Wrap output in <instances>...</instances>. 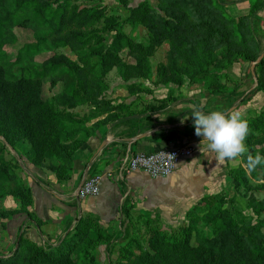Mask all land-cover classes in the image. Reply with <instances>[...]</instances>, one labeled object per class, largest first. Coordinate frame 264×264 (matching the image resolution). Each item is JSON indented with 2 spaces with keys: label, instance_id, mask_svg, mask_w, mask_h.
Instances as JSON below:
<instances>
[{
  "label": "rangeland",
  "instance_id": "374dc122",
  "mask_svg": "<svg viewBox=\"0 0 264 264\" xmlns=\"http://www.w3.org/2000/svg\"><path fill=\"white\" fill-rule=\"evenodd\" d=\"M13 1L0 0V18ZM18 1L35 5L26 8L34 22L0 24V264H29L37 250L54 249L73 234L33 232L42 224L33 195L31 201L24 191L32 194L36 185L58 194L60 211L77 208L65 227L80 219L88 230L59 264H76L79 256L86 264H141L153 256L152 244L175 243L178 250L186 236L196 251L212 247L228 262L254 264L250 242L233 235L258 227L251 236L264 246V164L249 174L240 157L227 177L205 184L196 175L178 186L170 175L131 172L125 161L134 154L127 143L147 129L143 122L193 91L231 98L248 121L249 152L264 156V92L256 90L264 87V64L262 71H250L249 64L264 55L262 0ZM27 67L43 75L26 81ZM16 100L25 101L28 112L20 113ZM96 140L110 155L89 175L99 187L103 174L109 181L105 198L90 202L98 214L78 209L86 198L79 189L64 196L76 185L60 190L70 180L66 156L74 166L80 147ZM86 161H80L79 180ZM220 212L235 233L222 232ZM193 256L188 251L186 261ZM162 257L177 264L168 252Z\"/></svg>",
  "mask_w": 264,
  "mask_h": 264
},
{
  "label": "crops",
  "instance_id": "0c3cea01",
  "mask_svg": "<svg viewBox=\"0 0 264 264\" xmlns=\"http://www.w3.org/2000/svg\"><path fill=\"white\" fill-rule=\"evenodd\" d=\"M194 104L206 114L214 110L229 113V109H234L231 98L215 96L211 92L206 94L193 91L183 98L175 100L165 110L160 111L148 121H144L143 123H146L147 129H144L141 135L127 143V147L133 150L134 154L137 152L152 153L166 148H191L192 156L190 159H181L177 169L168 177V180L170 179L172 183L174 182L178 186L183 184V181H188L187 179L192 178L194 180L196 175H202L201 180L205 184L213 182V178L227 177L230 169L242 164L240 157L235 160L220 162L214 158V153L204 150L207 142L202 137L195 135L193 127L194 121L191 117L193 109L191 106ZM168 137L170 138L168 139ZM99 145L100 142L97 140L93 143L85 144L79 149L78 154L74 156V172L67 185L60 190L66 191L67 188L71 190L75 185L76 187L73 190L74 192L68 191L64 196L74 197L82 180L97 170V166L100 168V164L103 163L105 158L110 157V155H107L108 152L100 151ZM86 160H90V162L87 163L83 178L79 180L81 174L80 161L84 163ZM206 175L208 176L206 177ZM104 177L105 174L102 175L99 187L101 192L98 196L86 197L80 200L78 209L81 212L98 214L100 208L90 206V202L96 200V198L99 201L100 198H105L104 191L109 181ZM205 184L198 187L194 185V188L202 190ZM52 185L54 188L55 186L60 188L58 183L53 182ZM32 195L33 210L42 224L39 227H33V232H37L41 237H45L42 235V232L46 236L53 237L59 235L62 230H65L64 233H68L73 229L74 226L70 227L68 225L65 227V221L71 217H76V214L72 212L76 211L77 208L67 207L71 210H67L66 212L60 211L57 207L60 204L59 198L56 196L58 194L54 191L48 194V191L42 190L37 185L32 188ZM49 226L52 227L51 230L48 229Z\"/></svg>",
  "mask_w": 264,
  "mask_h": 264
},
{
  "label": "trees",
  "instance_id": "16d2710c",
  "mask_svg": "<svg viewBox=\"0 0 264 264\" xmlns=\"http://www.w3.org/2000/svg\"><path fill=\"white\" fill-rule=\"evenodd\" d=\"M14 3L11 6V10L7 11L5 13V16L3 18H0V24L3 23H11L12 21H16L18 24H23L25 23L27 20L30 22H34L32 20L29 19L28 15L26 14V8L28 7H32L35 6L32 3H28V2H24V1H18V0H14ZM264 5V0H262V3L260 5H258L257 7L260 8L261 6ZM256 7V8H257ZM218 7H215V10H217ZM219 10V9H218ZM250 12H251V8H250ZM221 14L222 16L228 20V21H233V18L229 17L222 9H221ZM47 21H49L48 19H46ZM50 22V21H49ZM50 24L53 26V23L50 22ZM264 58V57H263ZM242 59H245L242 58ZM252 61L249 62V64ZM263 64H264V59H262L260 61L259 64H257L255 66V68L259 67L260 71L263 70ZM37 68L35 67H27L23 69V76H24V80L28 81V82H34L36 81L40 76L43 75V73H35L34 70H36ZM38 70V69H37ZM256 90L258 91H263L264 92V87L259 84L256 88ZM211 93H215V92H211ZM34 103L36 106H38V108L45 112V110L42 108L44 107V105L39 101V99H34ZM16 107L18 109V111L22 114H25L26 112H28L29 107L27 106V104L21 101L16 100L15 101ZM170 137H168L169 139ZM84 145V144H83ZM83 147V146H82ZM81 148V147H80ZM67 160H68V164L71 165V171L70 174L68 175L67 178H71L72 173L74 172V166H73V160L70 159V157L67 155L66 156ZM64 158V159H66ZM75 165V162H74ZM54 170V169H53ZM55 172V170H54ZM243 172V171H241ZM57 176V173H56ZM262 176L264 177V172H262ZM60 178V177H58ZM59 180V179H58ZM24 193L27 195L28 199L32 201V194H31V190L30 189H26L24 191ZM218 219H220V222L222 224H224L225 222V217L226 215L223 212H220L217 215ZM38 224H41L40 221H38ZM258 227H253L252 225L249 227L248 229H240L239 230V234H234L233 238H245V240H248L250 242V244L252 245L253 248V252L255 253V261L254 264H264V246H263V242L262 241H257L255 239V242L252 239V232L250 231V229H253L254 233H258ZM237 230V227H230V225L224 224V227H222V232H228V233H235V231ZM73 234L69 237H66L65 239H63L61 241V243L54 249H49L48 251H43V250H37L34 254V257H32V260L30 261L29 264H36L38 258L41 259L42 263L44 264H59L58 260L65 255H68V253H70L72 247L79 245L80 241H81V233L84 232L83 235L86 234V232L88 231L86 228V225H83V221H81L80 219H78L76 221V225L73 227L72 229ZM238 236V237H237ZM152 243L155 242V240H157V238L152 237ZM189 237L186 236L185 240L183 241V243L181 245L178 246V250H177V245H175V243H169V242H165V241H161V248L155 247L154 244H152V252H153V256H149V259H142L141 264H170L166 261L165 257H162V252H168V254H170L171 256H173L176 259V263L180 264L181 261L183 264H248L247 262H233V261H226L224 259V257L222 256L221 253H214L213 252V248L212 247H204L202 246L200 249L201 251L199 252L196 251L193 248H190V245L188 243ZM190 251L191 253L194 254V256L188 260H187V252ZM50 257H60L58 259H52ZM186 261V262H185ZM174 262V261H173ZM76 264H86L85 259L82 256H79L77 258Z\"/></svg>",
  "mask_w": 264,
  "mask_h": 264
},
{
  "label": "clouds",
  "instance_id": "9594fccd",
  "mask_svg": "<svg viewBox=\"0 0 264 264\" xmlns=\"http://www.w3.org/2000/svg\"><path fill=\"white\" fill-rule=\"evenodd\" d=\"M191 107L195 135L207 142L204 150L214 153L217 161L246 157L245 168L249 174L264 164V156L259 153L252 155L245 144L250 129L240 111L226 113L214 110L206 114L195 104Z\"/></svg>",
  "mask_w": 264,
  "mask_h": 264
},
{
  "label": "built area",
  "instance_id": "2783aa9c",
  "mask_svg": "<svg viewBox=\"0 0 264 264\" xmlns=\"http://www.w3.org/2000/svg\"><path fill=\"white\" fill-rule=\"evenodd\" d=\"M191 155L192 149L189 147L166 148L152 153L137 152L127 158L125 163L127 169L131 172L144 171L151 177L165 178L175 171L181 159L188 158ZM98 192V178L88 176L83 179L78 195L81 197L95 196Z\"/></svg>",
  "mask_w": 264,
  "mask_h": 264
},
{
  "label": "water",
  "instance_id": "95a60500",
  "mask_svg": "<svg viewBox=\"0 0 264 264\" xmlns=\"http://www.w3.org/2000/svg\"><path fill=\"white\" fill-rule=\"evenodd\" d=\"M264 55H260L255 61L250 63V70L253 71L255 66L260 63ZM234 109H229V113L232 112Z\"/></svg>",
  "mask_w": 264,
  "mask_h": 264
}]
</instances>
